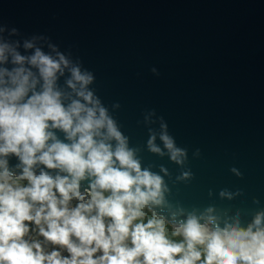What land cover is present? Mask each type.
<instances>
[{
	"label": "clouds",
	"instance_id": "1",
	"mask_svg": "<svg viewBox=\"0 0 264 264\" xmlns=\"http://www.w3.org/2000/svg\"><path fill=\"white\" fill-rule=\"evenodd\" d=\"M95 85L70 49L0 22V264H264L261 200L247 213L174 201L169 182L194 179L189 150L154 109L139 121L146 141L133 144L121 105ZM243 192L224 188L219 199Z\"/></svg>",
	"mask_w": 264,
	"mask_h": 264
},
{
	"label": "water",
	"instance_id": "2",
	"mask_svg": "<svg viewBox=\"0 0 264 264\" xmlns=\"http://www.w3.org/2000/svg\"><path fill=\"white\" fill-rule=\"evenodd\" d=\"M0 22L79 57L105 104L121 105L115 116L133 144L147 139L145 110L164 117L194 174L169 182L174 201L245 213L253 198L264 204V0H0ZM145 162L180 172L148 153ZM224 188L244 192L221 201Z\"/></svg>",
	"mask_w": 264,
	"mask_h": 264
}]
</instances>
